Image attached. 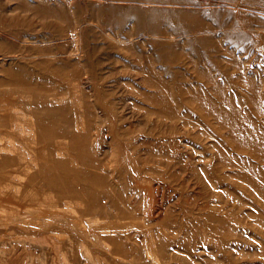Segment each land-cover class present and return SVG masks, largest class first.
I'll use <instances>...</instances> for the list:
<instances>
[{
  "label": "rangeland",
  "instance_id": "rangeland-1",
  "mask_svg": "<svg viewBox=\"0 0 264 264\" xmlns=\"http://www.w3.org/2000/svg\"><path fill=\"white\" fill-rule=\"evenodd\" d=\"M0 264H264V0H0Z\"/></svg>",
  "mask_w": 264,
  "mask_h": 264
}]
</instances>
